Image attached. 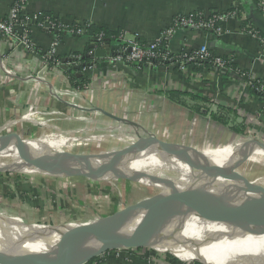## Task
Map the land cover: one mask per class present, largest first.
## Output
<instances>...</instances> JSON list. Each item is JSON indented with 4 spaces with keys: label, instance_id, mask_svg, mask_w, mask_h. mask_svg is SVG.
Returning a JSON list of instances; mask_svg holds the SVG:
<instances>
[{
    "label": "crops",
    "instance_id": "obj_1",
    "mask_svg": "<svg viewBox=\"0 0 264 264\" xmlns=\"http://www.w3.org/2000/svg\"><path fill=\"white\" fill-rule=\"evenodd\" d=\"M13 1L0 0V17L8 13ZM228 10L234 15L221 23L222 35L180 30L170 41L171 51L191 52L205 45L213 55L231 60L237 69L247 72L249 78L264 83V39L243 30L251 26L264 33V17L253 0H28L24 15L31 17L45 12L66 25L89 22L97 27L120 31L121 35L136 36L147 44L157 40L176 17L189 13H225ZM30 30L32 42L46 53L53 36L33 26ZM87 44L84 35L67 33L57 48V55L69 64L73 63V52H83L89 47V53H92L100 48ZM108 49L110 55L117 48L109 43ZM105 58L100 59L99 67L85 73L90 82L80 90L70 85L61 67L51 69L50 66L48 72L40 73L42 60L38 52L32 54L10 39L0 38V137L38 139L57 136L71 139L73 134H87L84 131L86 118L92 112L100 121V127L117 125V130L128 131L125 134L136 140L153 137L182 147L185 153L189 152L188 149L243 148L232 143L242 139L243 134L234 133L230 126L244 122L249 125L250 120H254L250 129L256 136L261 133L257 137L264 142V101L256 99L250 90L243 89L248 79L245 81L231 72L222 77L210 65L202 68L188 65L184 72L175 66L151 63H144L141 68L123 63L108 67ZM5 69L12 70L13 74H8ZM170 91L175 92L173 97ZM180 93L205 97L208 102L191 100L188 96H180ZM218 106L236 109L238 117L227 116L232 122L227 125L214 121L212 113L224 115ZM127 127H132L136 133H131ZM121 135L97 136L89 145L92 151L87 144H81L83 141H78L79 145L74 148L67 146L61 151L92 155L103 147L110 151L121 150L129 146L119 141ZM104 138L107 145L96 149V141ZM254 148L252 145L251 149ZM259 152H250L237 171L240 172L244 166L245 172L256 166L264 167V155ZM226 157L221 155L207 161V166L223 163L225 166H220L228 167L231 164L224 163ZM54 176L63 181L68 179L63 175ZM244 192L243 196L236 193L240 199H254ZM88 264L146 263L123 258L115 251Z\"/></svg>",
    "mask_w": 264,
    "mask_h": 264
},
{
    "label": "bare ground",
    "instance_id": "obj_2",
    "mask_svg": "<svg viewBox=\"0 0 264 264\" xmlns=\"http://www.w3.org/2000/svg\"><path fill=\"white\" fill-rule=\"evenodd\" d=\"M48 137L43 138V140L25 139L27 145L24 149H19L16 143L7 145L5 149L2 147L3 144H0V171L25 174L33 179L44 178V175L50 176L44 169L48 162L62 155L69 161L70 171L89 169V165L94 163L96 167L92 172L93 175L100 173L101 176L124 177L145 187L153 188L154 194L166 190L172 183L183 187L198 181L199 172L193 169L195 175H191L192 173L185 171L186 167L183 169V166L190 167L186 162L162 149L150 152L149 156H146L147 160L144 158L136 160L135 156L128 158L111 157L107 160H96L97 158L93 157V159L88 160L89 164L85 165L84 162H79L77 157L63 154L61 150L67 148L65 139L57 136ZM85 142L86 140L83 141V143ZM240 142L241 140L237 139L232 143L243 148L234 147L230 149L229 147L227 149V147L220 150L205 148L194 152L189 150L186 154L188 153L192 159L204 166L221 155L227 156L224 163L228 164L229 162L231 165L240 160L242 153L260 151L263 153L259 152L260 155H264V149L259 147L251 149L250 146L241 145ZM28 147L33 148L37 156L33 155ZM97 154L103 153L98 152ZM221 164L223 163L217 166L220 167ZM174 168L177 170L176 172L172 171ZM235 196L239 201L254 202V199H240L237 193ZM212 198L201 192L194 195L192 199L196 204L204 205ZM102 221L100 219L91 223L78 224L77 227H49L38 226L34 223L20 224L14 222L0 226V248H33L55 255V252L61 247L69 244L83 233L95 229ZM140 222L139 218L135 219L119 228L117 233H133ZM72 233L74 234L72 235ZM47 241H52L54 248L50 247ZM146 249L162 254L169 253L182 262L264 264V234L259 235L248 228L232 211L220 216L206 213L190 217L185 216L180 209H177L173 222L167 227L162 237L152 247Z\"/></svg>",
    "mask_w": 264,
    "mask_h": 264
},
{
    "label": "water",
    "instance_id": "obj_3",
    "mask_svg": "<svg viewBox=\"0 0 264 264\" xmlns=\"http://www.w3.org/2000/svg\"><path fill=\"white\" fill-rule=\"evenodd\" d=\"M108 48L109 41H106L103 47L94 50L88 56L95 61L96 59L107 57L109 56ZM14 143L17 144L19 149H24L27 145L25 139L17 136L0 137V144H3L2 147L4 149L7 145ZM241 145L247 147L254 145L255 147L264 149V142L259 140L243 142ZM181 148L168 142L159 141L153 137H139L128 147L103 154L74 155L63 153L68 156L77 157L79 162L81 161L85 165H88V160L90 158L93 159V157H96V160H107L111 157L128 158L140 152H154L162 149L166 153L186 162L191 168L199 172V177L197 182L183 187L172 183L166 190L137 200L122 211L101 219L103 221L98 227L83 233L69 244L64 245L55 252V255H50L33 248H0V264H88L92 260L110 252L139 248L146 249L152 247L162 237L167 227L173 222L177 209H180L185 216L190 217L206 213L220 216L228 211H232L248 228L254 230L259 235H263L264 186L242 176L237 171L252 152L242 153L239 161L222 168L218 166H204L192 159L188 153H184ZM29 151L37 156L33 148H29ZM89 166V169L72 173L69 170V161L61 155V157H56V159L49 161L44 169L48 175L87 177L91 176L96 167L94 163ZM211 187L215 188L211 201L204 205L196 204L193 201L194 195L207 191ZM242 187L250 189L254 202L248 203L236 199L235 193ZM138 218L141 222L133 233H117L119 228ZM37 225L40 226V224ZM52 243V241L48 242L50 247L54 246Z\"/></svg>",
    "mask_w": 264,
    "mask_h": 264
},
{
    "label": "rangeland",
    "instance_id": "obj_4",
    "mask_svg": "<svg viewBox=\"0 0 264 264\" xmlns=\"http://www.w3.org/2000/svg\"><path fill=\"white\" fill-rule=\"evenodd\" d=\"M233 110L238 113L236 109ZM94 116L95 114L91 112L86 118L84 131L87 134L70 135L71 139H65L67 146L71 144L70 147L74 148L79 145L78 141L86 140L85 143L81 142V144H87L88 149L92 151L93 148L89 145L92 141L96 140L97 136L98 138H102L104 135L116 136V134H123L118 139L120 142L126 144V146L132 145L136 141V138L126 135L127 133L125 134L128 131L117 130V125L98 126L100 121ZM250 121L249 125H247L248 122H245L248 128L246 127V132L244 131L243 133L244 137L240 138L242 142L258 141L257 136L261 135V133H257L258 135L256 136L252 129H250L254 124V120L251 123ZM128 129L131 133H136L132 127ZM262 135L264 138V134ZM43 138L46 139L47 137H40L38 140H43ZM105 139L103 141H96L94 144V146L96 145L95 148L99 149L100 146L107 145V141L104 142ZM240 144L242 143L240 142ZM106 151H110V149L103 147L98 152L106 153ZM149 154L150 152L148 151L140 152L134 154L132 157L135 156L136 160L141 158L147 160L146 156H149ZM222 165L225 166V164ZM223 166L220 167L223 168ZM184 167H186L185 171H188L190 174L192 173L191 175H195L193 168L183 166V169H185ZM244 167L239 172L242 176L264 186L263 166H256L254 169L250 168L246 172L244 171ZM172 171L176 172L177 170L174 168ZM71 172L77 173L78 170H72ZM67 178L66 181H63L59 176L52 175L45 178L33 179L25 174L0 171V226L16 222L20 224L34 223L49 227H77L78 224L91 223L95 220L107 218L134 204L135 201L154 194L153 188L145 187L124 177L101 176L100 173H96V175L91 174V176H82L81 178L70 175ZM244 191L254 198L252 192L247 187H242L238 191V194L243 196ZM214 193L215 188L212 187L204 191V194L209 195L210 198L213 197ZM117 252L123 258L141 260L146 264H199L198 262H182L169 253L162 254L145 248L119 250Z\"/></svg>",
    "mask_w": 264,
    "mask_h": 264
},
{
    "label": "built area",
    "instance_id": "obj_5",
    "mask_svg": "<svg viewBox=\"0 0 264 264\" xmlns=\"http://www.w3.org/2000/svg\"><path fill=\"white\" fill-rule=\"evenodd\" d=\"M258 10L264 17V0H253ZM28 0H14L9 11L6 15L0 17V38L10 39L16 45L22 47L26 51L34 54L35 44L31 40V30L33 26L47 34H51L53 31H63L64 34L84 35L86 32L85 26L81 25L75 31L68 30L71 25H66L63 22L57 26L55 23L50 21L49 18L43 21H38L37 15L27 17L24 15V9ZM234 13H220L215 12L209 15L201 13H189L184 16L176 17L171 25L162 31L159 38L153 42L147 43L144 46L140 45L136 36H128L122 34L119 37V41L126 44L123 48L118 49L117 54L112 56L111 54L106 57V64L108 67H113L120 63L130 64L136 63L142 65L144 63H151L157 65L160 63H169V66H175L180 71H186L188 65L200 66L202 62H206L210 65L218 74L224 77L229 73V66L232 65V61L225 59L221 56L213 55L208 51L205 45L198 47L195 51L191 52H178L173 53L170 48V41L173 36L180 30H192V31H203L211 33L215 36L222 35L221 23L229 16H233ZM263 43V41H262ZM60 41L53 37L49 49L45 56L41 57L42 67L41 72L49 71V61H54L57 55V48ZM91 55V53H88ZM78 58H73V61L77 62ZM178 60V61H177ZM79 66V65H78ZM56 64L53 68H57ZM94 69V66L86 69L83 68V72L86 73ZM8 74H13L10 69H5ZM236 75L240 78L246 77L247 82L243 84L246 90L252 89V83L256 82V91L260 92L263 89L264 83L254 78H249L248 73H244L241 69H236ZM37 77H39L37 75ZM31 78V77H30ZM32 79V78H31ZM251 80V82L249 81ZM260 89V90H259ZM242 142V141H241ZM243 143V142H242Z\"/></svg>",
    "mask_w": 264,
    "mask_h": 264
},
{
    "label": "trees",
    "instance_id": "obj_6",
    "mask_svg": "<svg viewBox=\"0 0 264 264\" xmlns=\"http://www.w3.org/2000/svg\"><path fill=\"white\" fill-rule=\"evenodd\" d=\"M229 12H232V11L228 10L226 13H229ZM46 18H49L50 21L55 23L57 26L60 24V22L57 19H55L54 17H52L51 14H49V13L44 12V13H40L39 15H37V19L39 22L43 21ZM81 25H84L85 29H86L84 36L87 38V42H88L87 45H93L95 47H101L103 44L106 43V41H109V43L111 45L116 46V48H117V49H114L112 51V53H111L112 56L117 54L118 49H120L122 47L124 48L126 46L125 43L119 41V37L121 35L120 31H112V30L105 29L103 27H97V26H94L93 24H91L89 22H83L82 24L73 23V24H71V28H69L68 30L75 31ZM243 30L245 32H248L250 34H253L255 36H258V37H261L262 39H264V33L259 31L256 28H253L250 26V27H244ZM49 35L55 37L57 40H59L61 42L65 34L61 30H59V31L56 30V31H53ZM138 42L140 45H143V46L146 44V43L142 42L140 39H138ZM35 51L38 52V54L41 57L45 56V54H46V53H42V51L39 47H35ZM89 51H90V48L87 47L83 52H73L71 54V57L72 58H78L77 62L72 61L73 63L69 62V64H67L66 62H63L61 57L57 56L54 61H49V64L52 67H54L56 64L58 65V68L61 67L64 74L67 76L70 85L75 89L82 90V89H85L86 86L90 82L89 79L86 77L85 73L83 72V68L88 69L92 66L99 67L100 62L102 61V60L100 61V59H98L97 61H95L94 59H91L90 56H88ZM157 65L168 66L169 63H160ZM206 65H207L206 62H202L201 65L199 66V68H202ZM128 66H132L135 68L136 67L141 68L142 65H139L136 63H130V64H128ZM236 69H237L236 66L234 64H232L229 66L228 71L235 74ZM243 72L247 73L245 71H243ZM237 76L240 77L239 75H237ZM243 80L246 81L247 78L243 77ZM251 83H252V87H253L252 89H250L251 93H253V95L259 101H264V86H263L262 91L258 92V91H256V87H258L256 82H251ZM174 93L175 92L170 91L169 94L171 95V97H173ZM182 95L188 96L191 100H195V101L198 100L199 102H202V103L208 102L207 98H205V97H201V96L198 97L197 95L180 93V96H182ZM218 109H219V111L224 112V115H218V113H212L211 117L214 121H217L223 125H227L228 123H232L231 121H229V117H227V116L232 115L235 118L238 117L237 113L233 109H228L227 107H223V106H218ZM199 111H201V110H199ZM230 128L234 133L241 135L244 133V131L246 129V124L243 125V124L238 123L236 125H231ZM93 262H97V259L92 260L90 263H93Z\"/></svg>",
    "mask_w": 264,
    "mask_h": 264
}]
</instances>
